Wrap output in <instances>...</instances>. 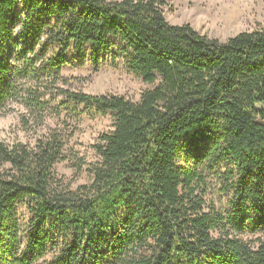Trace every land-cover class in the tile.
Wrapping results in <instances>:
<instances>
[{
  "label": "trees",
  "instance_id": "1",
  "mask_svg": "<svg viewBox=\"0 0 264 264\" xmlns=\"http://www.w3.org/2000/svg\"><path fill=\"white\" fill-rule=\"evenodd\" d=\"M166 6L0 0V113L18 103L40 126L62 96L113 119L76 188L56 170L66 134L0 138V264H264V28L221 41ZM87 46L115 47L149 87L135 101L63 88L66 54Z\"/></svg>",
  "mask_w": 264,
  "mask_h": 264
},
{
  "label": "rangeland",
  "instance_id": "2",
  "mask_svg": "<svg viewBox=\"0 0 264 264\" xmlns=\"http://www.w3.org/2000/svg\"><path fill=\"white\" fill-rule=\"evenodd\" d=\"M165 1V17L170 24H190L201 34L221 41L243 31L264 28V0ZM117 53L112 47L109 53L95 58L90 46L79 55L70 51L66 54L70 64L62 70L67 82L61 86L92 95L115 94L138 100L141 92L149 86L128 70L121 55L116 56ZM50 114L42 125L37 126L30 119L26 127L22 122L26 110L14 103L5 113H0V138L9 144L23 142L34 145L50 129H57L69 138L66 158L56 164L58 174L73 188L90 183L93 176L89 168L98 160L94 146L101 134L112 130V115L96 114L82 105H73L62 96L51 104ZM217 169L220 171V168ZM218 180L216 175L209 179L211 196L217 203L222 201L224 206L227 195L221 192Z\"/></svg>",
  "mask_w": 264,
  "mask_h": 264
}]
</instances>
